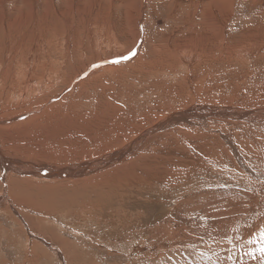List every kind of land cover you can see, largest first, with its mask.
Instances as JSON below:
<instances>
[{"label": "rangeland", "instance_id": "374dc122", "mask_svg": "<svg viewBox=\"0 0 264 264\" xmlns=\"http://www.w3.org/2000/svg\"><path fill=\"white\" fill-rule=\"evenodd\" d=\"M224 3L220 0H0V118L22 119L23 128L42 121L56 123L60 117L65 123L77 125L70 133L71 141L65 140L67 135L63 139L67 147H74V159L66 160V149L57 163L27 158L31 161L28 167L41 166L47 173L58 168L65 171L86 167L105 155L121 151L134 140L137 142L141 132L159 122L172 123L173 127L148 134L153 138L148 145L145 138L137 142V148L125 157L124 164L90 165L80 176L46 179L54 181L48 182L33 174L4 175L0 167V195H4L8 182L17 181L24 187L27 183L44 189L48 186L39 198L34 196L39 202H34V197L32 202L28 199L36 208L34 204L0 208V264H264V256L258 251L264 246L261 236L264 127L257 128L264 117L261 113L250 114L259 117L251 124H258L254 131L250 123L249 126L240 120L243 113L264 112V103H260L264 94L258 87V82H264V0H224ZM211 16L218 27L205 29L202 23ZM245 37L258 44L254 53L244 50L241 55L235 53L231 63L223 64L228 70L226 74L213 76L202 72L211 56H215L218 65L217 58L223 51L216 49L219 43L225 40L226 49L230 50L231 46L245 43ZM175 62L179 64L172 73L163 71ZM219 68L211 67L209 72ZM24 75L32 79L29 85L35 92L22 99L11 90V82L22 83ZM205 77L209 79L203 82ZM238 77L241 79L234 81ZM225 82L232 88L225 86ZM207 83L208 88L201 93L195 91ZM170 86L185 91L181 95L187 100L186 105L177 107L169 102L166 93L170 92ZM246 86L250 89H245ZM38 96H43L42 100ZM254 101L258 102L256 106ZM50 106L53 109L49 113ZM191 111L201 115L214 113L207 114L208 118L195 116L185 118L186 122L173 121ZM229 113L236 120L226 117ZM125 115H131L129 121L117 125L124 122L119 119ZM100 122L113 125L110 131L119 128L122 134L118 133V137L121 134L122 138L104 155L101 151L85 154L83 150L96 146L94 127L100 126ZM236 123L246 126L240 129ZM171 130L188 133L192 140H185L175 132L173 136ZM200 136L224 142L220 151L244 170L243 175H233L234 169L226 174L227 166L223 163L226 160L207 150L208 157L198 148ZM172 137L180 140L175 147L172 142L176 140ZM0 138H3L1 134ZM233 140L239 151L233 150L230 144ZM150 145L153 150L152 147L149 150ZM1 146L5 153L6 147ZM145 147L150 152L143 150L140 156L137 151ZM155 148L174 149L179 155L182 148L199 166L191 172L183 166L181 172L188 175L172 179L142 180L140 177L148 175L140 168L145 165V152L150 155ZM260 149L262 158L257 157L259 161L254 163L260 172L247 171L248 163L236 152L252 150L246 153L253 155L254 150L257 155ZM16 156L27 157L22 152ZM241 159L243 165L239 163ZM128 166L137 168H134L136 172ZM121 167L125 173L129 174L130 170L133 173L127 177ZM124 175L135 177L132 188L121 187L126 178H117ZM138 179L139 184H134ZM26 188L34 189L28 185ZM29 208H34V212Z\"/></svg>", "mask_w": 264, "mask_h": 264}, {"label": "bare ground", "instance_id": "6f19581e", "mask_svg": "<svg viewBox=\"0 0 264 264\" xmlns=\"http://www.w3.org/2000/svg\"><path fill=\"white\" fill-rule=\"evenodd\" d=\"M171 1V0H170ZM208 1V0H207ZM220 2H223V4H226V3H224V0H220ZM232 2H234V1H232ZM198 6V5H197ZM224 7V6H223ZM197 11V10H196ZM194 15V14H193ZM221 18V17H220ZM200 19H202V18H200ZM200 19L198 20V21H200ZM208 19V18H207ZM207 19H205V20H207ZM230 19V18H229ZM260 22V21H259ZM197 23V22H196ZM201 24V23H200ZM199 24V25H200ZM202 25H204L206 28L205 29H211V28H214V29H216V27H218V25H217V21H216V19L215 18H213L212 16H211V18H209V20H207L206 21V23H202ZM264 25V24H263ZM203 26V27H204ZM216 31V30H215ZM217 31H218V29H217ZM217 35H218V33H217ZM219 36V35H218ZM253 37H255V35L253 36ZM219 38V37H218ZM250 38V37H249ZM249 38H246L245 37V43H243V44H239L238 46H231V48H230V50L228 51L226 48L228 47V46H225V40H224V43H219V47L218 48H216L217 50H220V49H223V51L221 52V56L219 57V58H217V62H218V65H216L215 64V60H216V58H214L215 56H211L210 58L211 59H209V58H207L208 59V61L206 62V64H208L207 65V67L206 68H201V69H203L202 70V72L204 73V74H206V75H213V74H215V73H222V74H226L227 73V69L225 68V65H223V64H226V62H229V63H231L230 62V60L233 58V56H234V54L235 53H240V55L244 52V51H247V52H250V53H254V50H256L257 49V43L256 42H250L251 40L249 39ZM255 39V38H254ZM255 41H256V39H255ZM261 41V40H260ZM260 41H257L258 43L260 42ZM204 42V41H203ZM264 43V42H263ZM262 45V44H261ZM259 47H261V46H259ZM197 49V48H196ZM225 49H226V51H225ZM244 50V51H243ZM212 51V50H211ZM214 51V50H213ZM221 51V50H220ZM230 53V55H229V53ZM199 53V52H198ZM162 54V53H161ZM193 54V53H192ZM245 54V53H244ZM175 55H173L172 57H174ZM230 56V57H229ZM199 57V56H198ZM171 59H173V58H171ZM198 59V58H197ZM240 60V59H239ZM178 61V60H177ZM237 61V60H236ZM241 61V60H240ZM181 62V61H180ZM216 62V63H217ZM245 62V61H244ZM233 63V62H232ZM237 63V62H236ZM178 64H179V62L177 63V62H175V64L174 65H172V66H170V67H168V70L166 71V70H163V71H165L166 73H172L173 72V70H175V68L178 66ZM242 64V63H241ZM204 65V64H203ZM240 65V64H239ZM214 66H220V68L219 69H212V70H210V72H209V69H211V67H213L214 68ZM246 66V65H245ZM200 67H202V66H200ZM200 67H199V69H200ZM244 67V66H243ZM18 68V67H17ZM198 68V67H197ZM245 68V67H244ZM40 69V68H39ZM107 69H113V67H107ZM205 69V70H204ZM246 69V68H245ZM254 70V69H253ZM9 71V70H8ZM19 71V70H18ZM23 72V71H22ZM226 72V73H225ZM231 72V71H230ZM229 72V73H230ZM233 72V71H232ZM232 72L230 73V74H232ZM245 72H247V71H245ZM244 72V73H245ZM263 72V71H262ZM240 73V72H239ZM9 74V73H8ZM229 74V75H230ZM236 74V73H235ZM238 74V73H237ZM236 74V75H237ZM23 75V74H22ZM167 75V74H166ZM196 75V74H195ZM228 75V74H227ZM241 75V74H240ZM244 75V74H243ZM263 75V74H262ZM168 76V75H167ZM213 76H215V75H213ZM233 76V75H232ZM248 76V75H247ZM264 76V75H263ZM12 77V76H11ZM227 77V76H226ZM246 77V76H245ZM254 77V76H253ZM259 77V76H258ZM36 78V77H35ZM90 77H87V80L89 79ZM212 78V77H211ZM214 78V77H213ZM236 78V77H235ZM247 78V77H246ZM264 78V77H263ZM16 79V78H15ZM90 79H92V78H90ZM197 79V78H196ZM207 79H209V78H204L203 79V82H205V80L206 81H208ZM231 79V78H230ZM239 79V77L237 78V79H234V81L235 80H238ZM240 79H241V77H240ZM239 79V80H240ZM253 79V78H252ZM256 79V78H255ZM14 80V79H13ZM32 80V79H31ZM31 80L29 79V77L27 78V75H24L23 76V79H22V83L19 81V82H11V90L13 91V93H15V94H18L22 99L26 96V95H28L29 93H32V92H35L34 91V87H31V85H29L30 83H31ZM43 80V79H42ZM68 80V79H67ZM259 80V79H258ZM217 81V80H216ZM219 81V80H218ZM233 81V82H234ZM244 81V80H243ZM262 81V80H261ZM43 82V81H42ZM38 83V82H37ZM80 83V82H79ZM86 83V82H85ZM226 84H225V86H229V88L231 87L230 86V84H227L228 82H225ZM183 84H184V82H183ZM235 84V83H234ZM84 85V84H83ZM188 86V85H187ZM208 86H209V83H207V84H205V86H200L199 88H195V91L197 92V93H201V91L203 90V89H205V88H208ZM234 86V85H233ZM237 86V85H236ZM241 86H242V84H241ZM257 86V85H256ZM46 87V86H45ZM171 87V89H170V92H167L166 93V98H170L169 99V102H171L172 104H174V103H176L175 104V106H181V105H186V103H188L187 102V100H183V96L181 95V93H184L185 91H177L176 89H175V86H170ZM217 87H219V86H217ZM258 87H260V91H262V93L261 94H264V82H258ZM47 88V87H46ZM189 88V87H188ZM211 88H212V85H211ZM225 88V87H224ZM232 88V87H231ZM247 88H249V87H247L246 86V88L245 89H247ZM254 88V87H253ZM219 89V88H218ZM250 89V88H249ZM215 90V89H214ZM220 90V89H219ZM224 90V89H223ZM230 90V89H229ZM243 90V89H242ZM46 91V90H45ZM207 91V90H206ZM232 91H234V90H232ZM244 91V90H243ZM165 92V91H164ZM227 92V91H226ZM208 93V92H207ZM255 93H253V96H256V95H254ZM30 95V94H29ZM225 95V94H224ZM237 95V94H236ZM244 95V94H243ZM258 95V94H257ZM237 96H239V95H237ZM248 96V95H247ZM250 96V95H249ZM27 97V96H26ZM29 97V96H28ZM31 97H33V94H32V96ZM43 97V96H42ZM42 97H39L38 96V99L40 100H42ZM123 98V97H122ZM254 98H256V97H254ZM25 99V98H24ZM27 99V98H26ZM165 99V98H164ZM244 99V98H243ZM263 100H264V98H262ZM75 99H73V101H74ZM166 101H168L167 99H165ZM189 100V99H188ZM257 100V99H256ZM261 99H259V101H260ZM36 101V100H35ZM243 101V100H242ZM252 101H253V99H252ZM258 101V100H257ZM44 102V101H43ZM178 102V103H177ZM255 102V101H254ZM253 102V103H254ZM35 103V102H34ZM189 103H191V102H189ZM257 103L258 102H255L254 103V106H256L257 105ZM260 103H264V101H261ZM259 103V104H260ZM36 104H39V102L38 103H36ZM166 104H168V103H166ZM178 104V105H177ZM169 105V104H168ZM261 105H263V104H261ZM243 106V105H242ZM258 107V106H257ZM29 108V107H28ZM50 108H52L53 109V106H50L48 109H47V111H49V109ZM136 110V109H135ZM190 110V109H189ZM198 110H199V108H198ZM202 110V109H201ZM226 111V110H225ZM52 112V111H51ZM199 112V111H198ZM216 112H217V110H216ZM224 112V111H223ZM48 113V112H47ZM49 113H50V111H49ZM54 113V112H53ZM147 113V112H146ZM211 113H214V111L213 112H211ZM211 113H207V114H211ZM253 113H261L260 115H262L263 117H264V112H261V111H256V112H246V113H243L244 115L242 116V117H240L241 119L240 120H244V121H246V123L249 125V123H250V125L252 124V123H254L253 122V120H255V121H257V118H259V117H255V116H252V115H250V114H253ZM23 114V113H22ZM46 114V113H45ZM178 114H181V113H178ZM186 114V116L184 117L183 115H179V117L177 116L176 117V119H174L173 121H178V122H183V121H185L186 122V120H185V118H190V117H197V118H208V117H206V116H208L207 114H205V115H201L200 113L198 114V113H196V112H194V111H191V112H187V113H185ZM236 114V113H235ZM213 115V114H212ZM237 115V114H236ZM235 115V116H236ZM254 115V114H253ZM255 115H257V114H255ZM45 116V115H44ZM50 117V120H51V115H49ZM145 116V118H146V115H144ZM183 116V117H182ZM204 116V117H203ZM130 117H131V115H125V116H123V118L121 117L119 120H123L124 122H122V123H120V124H117V125H122V124H124L125 122H127V121H129V119H130ZM143 117V116H142ZM221 117H223V116H221ZM226 117H228V118H232V113L230 114H228V115H226ZM237 117H239V116H237ZM17 118V117H16ZM16 118H13V119H15V120H13V119H10V120H8L7 118H0V134L3 136V138H0V144H2V146L4 145V147H6L5 149H3L4 151H5V153L4 152H2L1 151V149L2 148H0V167H1V170H2V174H4V175H13V174H15V175H19V176H22L23 177V175L24 174H28V175H32L33 174V176H36L37 178H40V179H43V180H46V179H57V178H64V177H73V176H80V174H85V172H86V170L88 169V167L90 166V165H95V166H102V167H108V166H113V165H118V163L119 164H121L122 162H125V160L127 159V158H125L127 155H129L131 152H132V150L134 149V148H137V146H138V144L136 145V143L137 142H140V141H142L144 138H145V142H146V144L145 145H148V144H150V143H152L153 141V138H150V136H148V134H150V133H153V132H158V130L160 131V130H164V128H167V129H169L170 127H172V123L171 124H167V125H162L163 124V122H159L156 126H154L153 128H150V129H147L146 131H143V132H141V134L139 135V140L137 141V142H135V140L133 141V143H130L127 147H125L124 149H122L121 151H118V152H114L113 154H108V155H105L103 158H101V159H99L97 162L95 161V163L93 162V163H90V165H88V166H86V167H79V168H74L73 170H65V171H63V170H59V168L56 170V169H54V170H51V172H45V170L46 169H43L41 166L40 167H37V168H31V167H28L30 164H31V161H29V160H26L27 158H32V159H38V160H42V161H47V162H51V163H57L58 162V160H59V158L60 157H62L63 156V154H64V151L67 149V152H66V155L65 156H67L66 157V160H71V159H74L75 157L73 156V148H70V147H67L64 143H65V140L67 141V142H70L71 141V135H70V133L73 131V130H75L76 129V127H77V125H74V124H71V123H65V121L64 120H61V118L62 117H58L59 118V120H57L56 121V123H52V124H50V123H47V122H44V121H42V122H39L38 124H33V125H31V126H29V127H25V128H23V126L25 125L24 124V120H22V119H16ZM28 118H30V117H28ZM44 118V117H43ZM53 118V117H52ZM55 118H57V117H55ZM57 118V119H58ZM223 118H225V117H223ZM236 117H233L232 119H234V120H236L235 119ZM23 119H25V118H23ZM144 119V118H143ZM237 119H239V118H237ZM260 119H262V118H260ZM29 120V119H28ZM119 120H117V121H119ZM183 120V121H182ZM204 120H206V119H204ZM222 120V119H221ZM31 121V120H30ZM30 121H28V122H30ZM41 121V120H40ZM115 122H117L116 120H114ZM189 121V120H188ZM224 121V120H223ZM239 121V120H238ZM27 122V121H26ZM199 122V121H198ZM236 122V121H235ZM234 122V123H235ZM107 123V122H106ZM104 124V122H100V126H97V127H94V137L93 136H91L90 135V137H93V139L96 141V146H94V145H91L90 146V149L88 150H83L82 152H85V154H87V153H92V152H95V151H101V154H103L110 146H114V143H115V141H117L119 138H122V136H121V132H120V130H119V128L118 129H116L115 131H110V128H111V126H113V125H108V124ZM130 123V122H129ZM226 123H228V122H226ZM232 123V122H231ZM259 125L257 126V125H251V126H253V131H254V129H255V126H257V128L258 129H261V128H263L264 127V122H262V123H260V120H259ZM237 124V127H239L240 129H242V128H244V126H246V125H244L243 123H236ZM236 124H234V125H236ZM143 124H141V127H142V129H143V126H142ZM227 125V124H226ZM232 125V124H231ZM243 125V126H242ZM249 125V126H250ZM6 127H8V130H6V129H4V128H6ZM136 127H138V126H134V128H136ZM141 127H139V128H141ZM19 128H21V129H19ZM173 128V127H172ZM246 128V127H245ZM138 129V128H137ZM177 129V128H176ZM178 129H179V127H178ZM264 129V128H263ZM10 130H13V131H10ZM257 130V129H256ZM140 131H142V130H140ZM166 131V130H165ZM172 131V130H171ZM251 131H252V129H251ZM173 132V131H172ZM175 132V131H174ZM173 132V133H174ZM118 133H121V134H119V137H118ZM176 133V132H175ZM174 133V134H175ZM263 133V132H262ZM168 134V133H167ZM170 134V133H169ZM169 134H168V136H167V138L169 137ZM177 134V136H179V137H182V138H184L185 140H192V137L191 136H189L188 135V133H182L181 131H179V133H176ZM176 134L175 135H173V136H176ZM185 134H187V135H185ZM201 134V133H200ZM67 135V136H66ZM257 135V134H256ZM263 135H264V133H263ZM263 135H262V137H263ZM66 136V139L65 140H63L64 139V137ZM148 136V137H147ZM154 136V135H153ZM165 136V135H164ZM204 136V135H203ZM260 136V135H259ZM197 137V136H196ZM227 137V136H226ZM154 138H155V136H154ZM193 138H195V137H193ZM137 139V138H136ZM163 139V138H162ZM169 139V138H168ZM170 139H175V137H172V138H170ZM196 139V138H195ZM264 139V138H263ZM176 141V143L175 142H172V145H174V147H175V145H177L178 144V140H177V138L175 139ZM211 140V139H210ZM208 138L206 139L205 137H201L200 136V139H199V143H198V148H200L202 151H203V153L204 152H206V155H207V150L209 151V153H211V154H213V156H220L221 158L220 159H223V160H226L225 162H223V161H221V160H219V161H221V162H223V163H225L226 164V166H227V170H226V174H229V173H232V169H234V172L232 173L233 175L234 174H236V175H238V176H240V175H243V173H244V170H241L236 164H234V163H232V161L230 162V160L228 159V157H230V156H227L226 157V155H225V152H222V151H220V148L222 149L223 148V143L224 142H220L219 143V141H218V139L216 138V139H214V140H211L210 141ZM231 140V139H230ZM180 141V140H179ZM195 141V140H194ZM120 142H122V141H120ZM164 142H165V139H164ZM169 142H170V140L168 141V144H169ZM186 142V141H185ZM188 142V141H187ZM254 141H252V143H253ZM262 142V141H261ZM167 143V142H166ZM251 143V144H252ZM162 145L163 144H165V143H161ZM230 144H231V146L234 148L233 150L235 151L236 150V148H237V144H236V142H234V140H233V142L231 141L230 142ZM239 144V143H238ZM153 145H156L155 143L153 144ZM159 145V144H158ZM162 145H161V147H162ZM171 145V146H172ZM195 145V144H194ZM253 145H255V144H253ZM262 145H264V143L262 144ZM1 146V145H0ZM1 146V147H2ZM157 146V145H156ZM165 146V145H164ZM252 146V145H251ZM148 147H150V149L149 150H151V147H152V145H150V146H148ZM148 147H145V148H143V149H140V150H138L137 152H141V151H145ZM159 147H160V145H159ZM213 147H217V150H215ZM253 147V146H252ZM77 148V147H76ZM153 148L154 147H152V150H153ZM196 148V147H195ZM214 149V151H212V149ZM228 149V147H225V149ZM254 148V147H253ZM78 149V148H77ZM96 149V150H95ZM158 149V148H157ZM156 148H155V150L156 151H154V152H151V154L149 155H146V152H145V155H144V157H146V161H145V165H143L144 167H141L140 166V168H142L143 170H142V172L143 173H147L148 175L147 176H145V177H140L142 180L143 179H146V178H154V179H157V178H160V179H163L164 177H170V179H172V178H176V177H178L179 175H185V174H187V173H184V172H181V170L183 169V166L185 167V168H187L188 170V172H191V171H193V170H195V168H198V164H195L196 163V161H195V163H193L188 157H187V155H186V153L183 151V150H181L182 148H179L180 149V153H181V155H179V154H177V153H175L174 152V149L172 150V151H167V150H165V148H162V150H160L159 151V149L157 150ZM183 149H184V147H183ZM188 149V148H187ZM224 149V150H225ZM148 150V149H147ZM148 150V151H149ZM215 151H217L218 152V154H216V152ZM237 151H239L238 150V148H237ZM252 151V150H251ZM251 151H249V152H251ZM261 151H263V150H258V151H256V153L258 152V154L257 155H254V150H253V155H249L250 153L248 152V151H243L242 150V152L240 153V152H236V153H238L241 157H242V159H243V157L245 158V160H246V162L248 163L247 164V171H251V170H253L254 172H260V168H258L257 166L255 167V162H258L257 161V157H258V159L259 158H262V157H260L261 155ZM20 152H22V154H26L27 155V157L26 158H23V156H20L21 158H19V157H17L16 156V154L17 153H19L20 154ZM136 152V153H137ZM150 152V151H149ZM188 152V151H187ZM228 152V151H227ZM230 152V151H229ZM246 152H248V153H246ZM136 153H134L133 155H135ZM144 153V152H143ZM197 153V152H196ZM201 153V152H200ZM231 153V152H230ZM3 154L5 155V156H3ZM82 154H84V153H82ZM141 154L142 153H140V156H141ZM216 154V155H215ZM104 155V154H103ZM238 155V156H239ZM132 156V155H131ZM136 156H138V153H137V155ZM208 156V155H207ZM206 156V157H207ZM64 157V156H63ZM133 157V156H132ZM209 157V156H208ZM218 158V157H217ZM227 158V159H226ZM233 158V157H232ZM193 159V158H192ZM214 158H212L211 159V164H213V162H214V160H213ZM242 159H241V161H239V163H241L242 164ZM196 160V159H195ZM217 160V161H218ZM232 160V159H231ZM128 163V162H127ZM127 163H125V164H127ZM186 163V164H185ZM122 164H124V163H122ZM129 164V163H128ZM190 164L192 165H194V166H192V167H189L190 166ZM261 163H259L258 165H260ZM116 165V166H117ZM217 165V167L219 168V167H221V163H217L216 164ZM215 165V166H216ZM243 165V164H242ZM245 165V164H244ZM45 166V165H44ZM120 166V165H119ZM119 166H118V169H119ZM123 166H125V165H123ZM131 166V165H130ZM130 166H128L131 170H134V168L135 167H133V168H131ZM127 167V166H126ZM249 167H251L250 169H249ZM96 169L97 168H99V167H95ZM122 168V167H121ZM125 168V167H124ZM145 168V169H144ZM126 169V168H125ZM128 169V168H127ZM135 169H137V168H135ZM200 169V168H199ZM230 169V170H229ZM4 170H7L5 173H4ZM44 170V171H43ZM101 170V169H100ZM121 170V169H120ZM129 171V170H125V171H129V174H127V173H125L124 171H123V168H122V172H124L123 174H126L127 175V177H128V175H130V172H132L133 173V171ZM140 170V169H139ZM176 170H177V172H176ZM103 171V170H102ZM119 171V170H118ZM183 171V170H182ZM136 171L134 170V173H135ZM173 172H175L174 174H173V176H171L170 174H172ZM243 172V173H242ZM253 172V173H254ZM119 173V172H118ZM140 173H141V171H140ZM122 174V175H123ZM138 174V173H137ZM250 174H252V173H250ZM3 175V176H4ZM119 175V174H118ZM118 175H116L117 177H118ZM135 175V174H134ZM141 175V174H140ZM178 175V176H177ZM188 175V174H187ZM235 175V176H236ZM256 175V174H255ZM258 175V174H257ZM264 175V174H263ZM133 176V175H132ZM36 177H35V179H36ZM123 177H125L126 178V176L124 175V176H121V177H119V178H117L118 180H120V179H122ZM247 177V176H246ZM75 178H78V177H75ZM260 178V177H259ZM264 178V177H263ZM263 178H261V179H263ZM24 179V178H23ZM68 179H70V178H68ZM134 179H135V177H132V178H126V181L122 184V188H132V185H133V181H134ZM137 179V178H136ZM25 180V179H24ZM116 180V179H115ZM122 180H124V179H122ZM46 181H48V180H46ZM117 181V180H116ZM116 181H114V182H116ZM29 182V181H28ZM48 182H54V181H48ZM47 182V183H48ZM138 182H140V179H138V181H137V183H134V184H139ZM3 183H5V182H3ZM15 183V184H14ZM5 185H6V188H5V190H4V192H3V190H2V192L4 193V195H0V208H4L5 206H7V207H18L19 205H21V204H23V205H25V206H29L30 207V205L29 204H32V203H28L29 201H28V199H30V201L32 200V199H34L35 197L34 196H36V197H38V196H40L41 194H43V193H45L46 192V189L48 188V186H46V188L44 189V188H42V186H37V185H33L32 183H27V185L28 186H33L34 187V189H31V190H28L26 187H27V185H26V187H24V184L23 183H20V182H17V181H14V182H8V183H5ZM117 185H118V183H117ZM116 185V186H117ZM125 185V187H123ZM52 186V185H51ZM107 187V186H106ZM115 188V187H114ZM88 191H90V190H88ZM112 190H110V192H111ZM104 195H105V197H106V193H104ZM110 195V194H109ZM1 196H3V199L1 198ZM102 196V195H101ZM7 198V200H6V198ZM32 197H34V198H32ZM32 198V199H31ZM39 198V197H38ZM38 201V200H37ZM36 201V198H35V201L34 202H37ZM32 202V201H31ZM39 202V201H38ZM10 204H12V206L10 205ZM34 204V203H33ZM32 204V205H33ZM36 205H38V203H36ZM24 207V206H23ZM32 207V206H31ZM34 207H35V204H34ZM25 208V207H24ZM36 208V207H35ZM25 209H27V208H25ZM29 209H32V208H29ZM33 210V212H34V208L32 209ZM26 221V220H25ZM51 232V231H50ZM53 239V238H52ZM46 243H48V242H46ZM49 245V244H48ZM64 246V245H63ZM59 248V247H58ZM63 249V248H62ZM61 249V250H62ZM60 251V250H59ZM64 252V251H63ZM62 255H63V253H62Z\"/></svg>", "mask_w": 264, "mask_h": 264}, {"label": "snow or ice", "instance_id": "6c2138e0", "mask_svg": "<svg viewBox=\"0 0 264 264\" xmlns=\"http://www.w3.org/2000/svg\"><path fill=\"white\" fill-rule=\"evenodd\" d=\"M116 62H119V61H116ZM261 236L264 237V232H261ZM258 251L262 254V256H264V246L260 247Z\"/></svg>", "mask_w": 264, "mask_h": 264}]
</instances>
